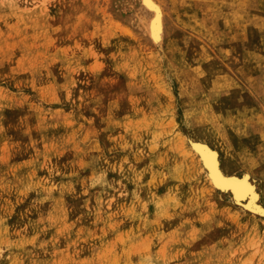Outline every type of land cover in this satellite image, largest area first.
Here are the masks:
<instances>
[{
    "label": "rangeland",
    "instance_id": "rangeland-1",
    "mask_svg": "<svg viewBox=\"0 0 264 264\" xmlns=\"http://www.w3.org/2000/svg\"><path fill=\"white\" fill-rule=\"evenodd\" d=\"M143 1L0 0V264H264V0Z\"/></svg>",
    "mask_w": 264,
    "mask_h": 264
},
{
    "label": "bare ground",
    "instance_id": "bare-ground-1",
    "mask_svg": "<svg viewBox=\"0 0 264 264\" xmlns=\"http://www.w3.org/2000/svg\"><path fill=\"white\" fill-rule=\"evenodd\" d=\"M150 2L153 3L152 1H147V2H145V0L143 1V3H145L147 5L146 7H148V9L150 11H152V12L155 11V13H154L155 17L154 18H156V19H153L154 21L151 19L153 23L150 22V23H152L151 27L153 29V33L151 30H150L151 31L150 33L156 37L158 35V33H160V31H161V27L159 26L161 23L158 24V22L161 21L159 19H161L162 17H160L161 13L159 15L158 11L160 9H158L157 4L155 7ZM160 12H161V10H160ZM157 42H159V40ZM191 149H192L193 153H195V155L199 158L198 160L200 161L201 166L205 170L207 177L210 180L209 183H211L213 185L214 189L221 190V192L225 193V195H226V193L231 192L233 194L232 200H234L238 205H244L245 208L247 210L251 211L252 213L261 214L262 216H264V210L262 209L263 207L262 208L258 207V204H257V200L259 199V195L256 193L254 186L248 182L247 176L243 177V178L234 176L237 180L240 181L239 184L223 183L222 181H220L219 178L221 176L227 177V175H225L222 172V170L219 166L220 163L217 160V154L215 152H213L209 147H207L205 145H200V144H196V145L192 144ZM249 188L252 190L253 193H255L254 197L247 193V189H249ZM240 192H244L245 194L239 195L238 193H240Z\"/></svg>",
    "mask_w": 264,
    "mask_h": 264
},
{
    "label": "snow or ice",
    "instance_id": "snow-or-ice-1",
    "mask_svg": "<svg viewBox=\"0 0 264 264\" xmlns=\"http://www.w3.org/2000/svg\"><path fill=\"white\" fill-rule=\"evenodd\" d=\"M219 179H220V181H222L223 183H226V184H239L240 183L239 180H237L235 177H231V176H227V177L221 176ZM247 193L250 194L253 197L255 195V193H253L250 188L247 189ZM238 194L239 195H243L245 193L244 192H240Z\"/></svg>",
    "mask_w": 264,
    "mask_h": 264
}]
</instances>
